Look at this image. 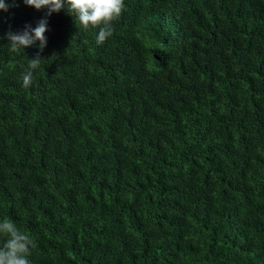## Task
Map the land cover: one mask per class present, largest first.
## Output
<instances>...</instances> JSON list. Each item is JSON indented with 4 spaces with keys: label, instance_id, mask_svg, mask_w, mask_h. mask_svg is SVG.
<instances>
[{
    "label": "trees",
    "instance_id": "1",
    "mask_svg": "<svg viewBox=\"0 0 264 264\" xmlns=\"http://www.w3.org/2000/svg\"><path fill=\"white\" fill-rule=\"evenodd\" d=\"M5 3L0 220L31 264H264V0H124L101 45ZM41 19L43 50L10 51Z\"/></svg>",
    "mask_w": 264,
    "mask_h": 264
},
{
    "label": "clouds",
    "instance_id": "2",
    "mask_svg": "<svg viewBox=\"0 0 264 264\" xmlns=\"http://www.w3.org/2000/svg\"><path fill=\"white\" fill-rule=\"evenodd\" d=\"M23 3L36 10L47 8L46 15L65 10L79 21L83 29H98L95 35L97 45L103 44L113 34L112 23L119 19L125 9L124 0H23ZM8 7L5 0H0V11H7ZM46 31L48 28L45 19L38 21L34 28L26 24L22 31L9 30L6 39L10 51L18 52L36 44L37 41L38 48L42 51L47 44ZM3 38L5 37H0ZM42 60L39 53L29 59L28 67L22 76L25 88L32 85L33 70L40 67ZM0 237L5 238L0 245V264H31L29 256L31 250L37 247V243L30 234L22 232L9 218L0 220Z\"/></svg>",
    "mask_w": 264,
    "mask_h": 264
}]
</instances>
